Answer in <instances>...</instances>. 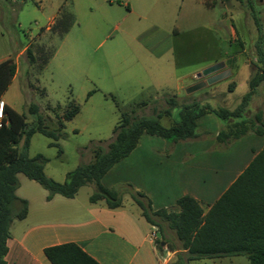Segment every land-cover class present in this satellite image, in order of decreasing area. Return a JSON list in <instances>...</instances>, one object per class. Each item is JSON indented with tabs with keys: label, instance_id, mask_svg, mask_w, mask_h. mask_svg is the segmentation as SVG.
<instances>
[{
	"label": "rangeland",
	"instance_id": "1",
	"mask_svg": "<svg viewBox=\"0 0 264 264\" xmlns=\"http://www.w3.org/2000/svg\"><path fill=\"white\" fill-rule=\"evenodd\" d=\"M212 1L0 0V48L7 46L15 57L21 46L27 45L37 58L31 64L24 52L20 59L18 78L4 93L10 107L26 113L29 104H37L51 129L58 127L69 102L80 108L72 120L65 122L63 136L57 140L60 155L58 147L49 146L51 138L40 133L31 138L28 155L42 154L47 158L44 171L48 177L62 183L68 172L94 160L97 147L107 150L123 112L154 117L173 99L177 107L172 117L161 120L164 126H170L178 117V107L184 104L208 102L204 105L230 108L247 93L249 72L244 62L260 63L253 15L259 19L264 39V0H225L222 4ZM227 15L234 35L229 41H215L211 29ZM61 20L63 23H59ZM54 25L56 31L51 30ZM228 26L231 27L229 22ZM63 27L66 32L59 34ZM225 56L233 57L240 69L232 77L188 94L189 78L195 84L206 80L197 74ZM42 58L46 63L41 69ZM255 74L253 69L252 76ZM233 81L237 87L231 91ZM180 87L184 89L178 97L175 93ZM211 92L220 93L224 102L211 104L204 98ZM262 95L261 88L257 96ZM32 120L29 116L27 121ZM163 142L169 141L143 134L138 146ZM135 154L119 163L125 164L126 175L131 172ZM22 176L25 182L44 189ZM112 188L122 195L137 192L132 182L122 180ZM94 191L95 185L89 183L79 189L78 196L85 199ZM152 217L161 225L155 226L160 234L155 242H167L176 249L168 264H229L227 260L211 259L187 262V253L181 251L174 230L166 221ZM242 260L239 264H249L245 257Z\"/></svg>",
	"mask_w": 264,
	"mask_h": 264
},
{
	"label": "trees",
	"instance_id": "2",
	"mask_svg": "<svg viewBox=\"0 0 264 264\" xmlns=\"http://www.w3.org/2000/svg\"><path fill=\"white\" fill-rule=\"evenodd\" d=\"M240 1L251 3L252 0ZM253 16L258 29L256 54L262 67L250 79L249 91L242 96L237 107L230 110L215 109L198 102L184 104L178 107V117L168 127L161 123V119L164 116L172 117L173 110L177 107L173 99L168 100L167 109L156 112L154 117H138L133 111L123 112L119 124L114 128L115 137L108 144L107 150L97 147L94 160L68 172L62 183L46 175L44 165L48 161L47 158L42 154L30 157L28 149L32 136L40 133L53 140L49 146L58 147L60 155L62 150L57 140L63 136L65 122L72 120L79 113V106L73 101L69 102L67 110L58 122V127L51 129L37 104H29L26 113H19L5 104V116L0 125V264H5L10 226L14 221L26 218L28 213L27 200L16 195L19 173L47 190L48 200L54 195L73 198L81 187L93 183L95 191L91 194L90 201L104 200L109 208H117L121 206L122 194L117 189L105 187L101 180L117 163L129 156L143 134L178 142L195 138L197 121L207 113H213L225 121L230 118H242L257 87L264 81V39L259 19L256 15ZM62 21L59 23H63ZM51 30L56 31L57 26L54 25ZM66 30V27L61 28L59 34ZM25 53L31 64L37 62L30 47H27ZM42 62L41 69L46 59L42 58ZM16 72L17 65L12 59L0 63V100ZM233 85L229 86L230 90L234 88ZM143 103L145 105V102ZM29 116L33 119L30 123L27 121ZM257 119L260 121L259 116ZM250 128L258 134H264V124L256 126L253 121L243 119L222 130L218 139L238 137ZM131 197L142 209L143 217L152 226L161 227L152 215L168 223L181 243V250L187 253V262L244 256L249 264H264V148L207 213L195 198L188 195L179 198L176 201V208L171 211L167 209L152 211L151 202L141 192H132ZM140 198L146 199V203ZM161 242L156 243L159 250L164 248L176 250L167 242L162 246ZM44 253L51 264H100L76 243L50 246L45 248Z\"/></svg>",
	"mask_w": 264,
	"mask_h": 264
},
{
	"label": "crops",
	"instance_id": "3",
	"mask_svg": "<svg viewBox=\"0 0 264 264\" xmlns=\"http://www.w3.org/2000/svg\"><path fill=\"white\" fill-rule=\"evenodd\" d=\"M199 1L209 4V0ZM219 1L222 4L225 0ZM231 22L228 15L224 16L211 29L215 41H229L230 36L234 35ZM26 49L27 45L21 46L12 57L7 46L0 48V63L12 59L17 65L12 82L18 78L19 61ZM217 62L225 63L224 70L231 72L228 77L240 69L233 57H220L215 59L214 63ZM261 67V63L244 62V68L249 72L248 86L254 77L253 69L257 73ZM189 80L190 86L195 84ZM233 83L231 91L237 87L236 82ZM261 88L264 94V81L257 87L242 118L225 121L213 113H207L198 119L197 135L193 139L137 145L131 152L136 153L131 172L126 175L125 164H119L120 161L103 177L102 184L112 188L117 180L132 182L134 190L144 194L154 211L176 206L179 198L188 195L195 198L207 213L264 148V134H258L252 128L238 137L218 139L222 130L243 119L253 121L256 126L264 124V95L257 96ZM182 89L184 87H180L175 95L181 97ZM204 98L211 104L224 102L218 92H211ZM1 100L9 105L4 94ZM240 101L233 107L223 108L232 110ZM198 103L204 105L208 102ZM22 175L18 174L16 195L27 200L28 213L26 218L16 220L10 226L5 264H51L45 256V248L65 243H76L100 264H168L171 255L176 252L168 248L158 249L155 240L150 237L152 225L143 217L142 209L130 195H122L121 206L117 208H109L104 200L91 202L89 198L92 193L85 199L79 198L77 193L73 198L54 195L48 200L47 190H40L34 184L25 182ZM243 257L227 256L211 260L239 264Z\"/></svg>",
	"mask_w": 264,
	"mask_h": 264
},
{
	"label": "water",
	"instance_id": "4",
	"mask_svg": "<svg viewBox=\"0 0 264 264\" xmlns=\"http://www.w3.org/2000/svg\"><path fill=\"white\" fill-rule=\"evenodd\" d=\"M225 63L224 62H218L214 64L213 66H210L206 69H204L201 73L197 74L198 78L207 77L206 80H202L192 86H190L187 89V93L190 94L194 91L200 90L207 85H210L212 83H215L219 80H222L230 75L229 70H224ZM162 246H165V242H161Z\"/></svg>",
	"mask_w": 264,
	"mask_h": 264
},
{
	"label": "built area",
	"instance_id": "5",
	"mask_svg": "<svg viewBox=\"0 0 264 264\" xmlns=\"http://www.w3.org/2000/svg\"><path fill=\"white\" fill-rule=\"evenodd\" d=\"M4 107H5V102L3 100H0V125H1L2 119L5 116ZM159 236H160L159 230L155 226H152L150 237L153 240H156V239H158Z\"/></svg>",
	"mask_w": 264,
	"mask_h": 264
}]
</instances>
